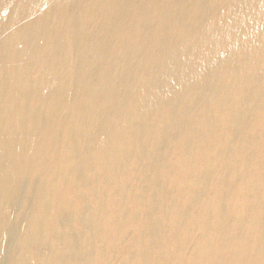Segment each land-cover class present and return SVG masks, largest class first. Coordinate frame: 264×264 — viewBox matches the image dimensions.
Masks as SVG:
<instances>
[{"label": "bare ground", "instance_id": "1", "mask_svg": "<svg viewBox=\"0 0 264 264\" xmlns=\"http://www.w3.org/2000/svg\"><path fill=\"white\" fill-rule=\"evenodd\" d=\"M0 264H264V0H0Z\"/></svg>", "mask_w": 264, "mask_h": 264}]
</instances>
